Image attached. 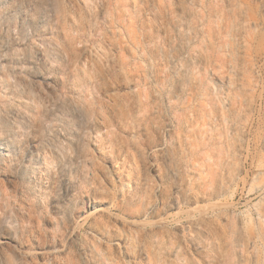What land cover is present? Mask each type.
<instances>
[{"label": "rangeland", "instance_id": "obj_1", "mask_svg": "<svg viewBox=\"0 0 264 264\" xmlns=\"http://www.w3.org/2000/svg\"><path fill=\"white\" fill-rule=\"evenodd\" d=\"M0 264H264V0H0Z\"/></svg>", "mask_w": 264, "mask_h": 264}, {"label": "bare ground", "instance_id": "obj_2", "mask_svg": "<svg viewBox=\"0 0 264 264\" xmlns=\"http://www.w3.org/2000/svg\"><path fill=\"white\" fill-rule=\"evenodd\" d=\"M100 212H102V210H95L94 212H93V214H96V213H100Z\"/></svg>", "mask_w": 264, "mask_h": 264}]
</instances>
